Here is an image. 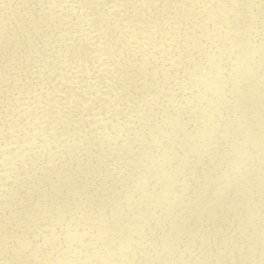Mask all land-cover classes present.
<instances>
[{"label": "rangeland", "instance_id": "1", "mask_svg": "<svg viewBox=\"0 0 264 264\" xmlns=\"http://www.w3.org/2000/svg\"><path fill=\"white\" fill-rule=\"evenodd\" d=\"M0 149V264H264V0H0Z\"/></svg>", "mask_w": 264, "mask_h": 264}, {"label": "bare ground", "instance_id": "2", "mask_svg": "<svg viewBox=\"0 0 264 264\" xmlns=\"http://www.w3.org/2000/svg\"><path fill=\"white\" fill-rule=\"evenodd\" d=\"M4 8V7H3ZM6 8V7H5ZM219 13H220V11H217V14L219 15ZM261 18V16H258V19L257 20H259ZM78 24V23H77ZM262 27V26H261ZM62 30V29H61ZM263 33V32H262ZM259 35V34H258ZM257 35V36H258ZM259 37V36H258ZM254 41V40H253ZM249 42H250V39H249ZM255 46V45H254ZM246 48H251V47H249L248 46V44H246V46H245ZM252 48H254L253 46H252ZM257 48V47H256ZM254 50V49H253ZM249 51H250V49H249ZM248 51V52H249ZM246 53V52H245ZM248 54V53H247ZM263 68V67H262ZM89 92V91H88ZM85 93V92H84ZM68 112V111H67ZM68 114H70V113H68ZM84 115H87V116H89V114H84ZM93 115V114H92ZM66 118H67V116H66ZM66 118H64V121L65 122H59L58 124L59 125H70V126H72V127H74L73 125H72V121H67L66 120ZM60 121H63V119H61ZM58 126V125H57ZM65 126V127H66ZM55 127V126H54ZM53 127V128H54ZM60 128H62V127H64V126H59ZM64 127V128H65ZM55 128H57V127H55ZM70 127H68V129H69ZM51 129V128H50ZM58 129V128H57ZM71 130V129H70ZM71 132H72V130H71ZM5 134V133H4ZM71 134V133H70ZM45 135V134H44ZM46 137H48V136H45V138H42V139H40V141H42V144L43 143H45L44 144V146L43 147H41V149L40 150H42L44 147H46V145L48 144V139L49 138H46ZM68 141V140H67ZM70 142V141H69ZM38 143V142H37ZM63 143H64V141L62 140V143H61V146L63 145ZM35 144H33V146H34ZM30 146V145H29ZM26 147V149L27 150H29L30 149V147ZM57 146H59V144L58 145H56V147ZM65 146V145H64ZM63 146V147H64ZM38 147V146H37ZM66 147H67V145H66ZM65 148V147H64ZM2 150V151H1ZM4 150L3 149H0V158L2 157V155H3V152ZM55 152H53V153H55V154H58V152L59 153H61V149H60V147H58V148H56V150H54ZM5 154V153H4ZM18 159V158H17ZM16 159V160H17ZM16 160L14 159H12V161H10V163H12L13 165H14V163L16 162ZM19 160V159H18ZM17 164H19V162L17 161ZM7 170V167L3 170V174H0V182L2 183V184H0V186H1V189L2 188H6L7 190L5 191H2V193H1V197H8L9 195H10V192H11V189H9V188H11V186L9 185L10 183H8V184H6L7 182V178H8V174H10V173H7V174H5L4 173V171H6ZM98 170V169H97ZM10 171V170H9ZM94 172L96 171V170H93ZM30 180H32V178H30ZM29 183V182H28ZM70 184L72 185L73 184V182L71 181L70 182ZM69 184V182H66V184L64 185V186H68V185H70ZM7 185V186H6ZM28 186L30 185V184H27ZM10 186V187H9ZM31 189H33V186L31 185V186H29ZM59 189H60V187H59ZM103 193H101V195H102ZM10 197V196H9ZM6 199V198H5ZM5 199H3L2 201H5ZM31 199H32V202H36L37 200H39L40 198H35V196H31ZM34 199V200H33ZM9 200V199H8ZM9 201H11V200H9ZM79 210H82L83 211V209H80V208H78L76 211H79ZM80 213H78V215H79ZM77 215V214H76ZM75 215V216H76ZM131 212L129 213H127L124 217H122V220L120 221V223H118L117 224V228H116V231H117V229L122 225V223L123 222H126L127 221V219H129L131 216ZM133 215V214H132ZM137 215V214H136ZM134 216V215H133ZM57 222V220H55V221H53L52 222V225H53V223H56ZM128 223V222H127ZM51 226V225H50ZM51 228H55V225H53V226H51ZM48 231V230H47ZM46 231V232H47ZM128 232V231H127ZM117 235H119V234H117ZM124 235V234H123ZM133 236V235H132ZM27 240V239H26ZM25 245H26V242H24V243H19V245H18V248L17 249H14L12 252H13V254H19L20 252V249H24L23 247H25ZM26 249V248H25ZM26 254H28V253H26ZM22 256H24V253H23V255Z\"/></svg>", "mask_w": 264, "mask_h": 264}]
</instances>
